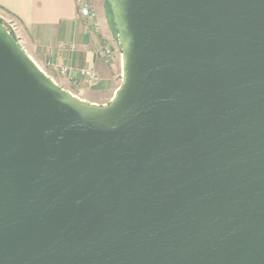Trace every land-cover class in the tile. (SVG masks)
<instances>
[{"label":"water","instance_id":"1","mask_svg":"<svg viewBox=\"0 0 264 264\" xmlns=\"http://www.w3.org/2000/svg\"><path fill=\"white\" fill-rule=\"evenodd\" d=\"M107 2L104 104L0 22V264H264V0Z\"/></svg>","mask_w":264,"mask_h":264},{"label":"crops","instance_id":"2","mask_svg":"<svg viewBox=\"0 0 264 264\" xmlns=\"http://www.w3.org/2000/svg\"><path fill=\"white\" fill-rule=\"evenodd\" d=\"M96 2L99 30L94 29L89 20L78 16L74 0H0V14L13 21L16 28L47 46L49 61L52 59L48 74L61 87L87 101L104 104L110 102L122 82H118L120 72L115 28L104 1ZM108 48L110 53L107 52ZM61 64L74 69L93 70L98 80L90 85L85 77L76 72V82H72L68 76L60 73ZM92 88H99L102 94H108V99H87L76 91H90Z\"/></svg>","mask_w":264,"mask_h":264},{"label":"rangeland","instance_id":"3","mask_svg":"<svg viewBox=\"0 0 264 264\" xmlns=\"http://www.w3.org/2000/svg\"><path fill=\"white\" fill-rule=\"evenodd\" d=\"M94 4H95V8H96V4H98V2H96L97 0H93ZM104 1V6L106 8V10L109 11L110 13V17L113 23V26L115 28L114 22H113V18H112V13L110 10V7L108 5L107 0H103ZM0 22L1 24L8 30L11 31V33H13V35L16 37V39L19 41V43L21 44V46L26 50V52L42 67V69L44 71H46L47 73L50 72V68L52 67V59L49 61V53L47 50V46L40 44L36 39L30 37L28 34H26L24 31L18 29V28H14V25H11L7 19L5 17H3L0 14ZM116 32V29H115ZM116 39L118 42V36H117V32H116ZM117 50H118V55H119V72H120V78L118 80L119 83L122 82L121 80V49H120V45L119 43H117ZM46 59V62H45ZM51 62V63H50ZM58 80H60V82L62 83V85H65V83L57 76V74H53ZM77 93H79V95H81L82 97H85L87 99H96V100H101L104 101L106 98V95L108 94H102V92H100L99 88H92L89 90L86 89H82V90H78L76 89Z\"/></svg>","mask_w":264,"mask_h":264},{"label":"built area","instance_id":"4","mask_svg":"<svg viewBox=\"0 0 264 264\" xmlns=\"http://www.w3.org/2000/svg\"><path fill=\"white\" fill-rule=\"evenodd\" d=\"M76 11L78 16L85 18L89 20L94 27V29L99 30L100 24L98 22V14L94 5L93 0H74ZM11 25H14V28H16V24L11 21L7 20ZM11 33V31H9ZM107 52L110 53V48L107 49ZM60 73L64 76H68L70 81L76 82V79L74 78V73H79L81 76L85 77L88 84L93 85L98 80L97 74L90 69H74L72 66H69L67 64H61L60 65Z\"/></svg>","mask_w":264,"mask_h":264},{"label":"trees","instance_id":"5","mask_svg":"<svg viewBox=\"0 0 264 264\" xmlns=\"http://www.w3.org/2000/svg\"><path fill=\"white\" fill-rule=\"evenodd\" d=\"M108 5H109V3H108ZM109 7H110V5H109ZM110 10H111V7H110ZM111 13H112V11H111ZM112 18H113V15H112ZM115 25V24H114ZM115 29H116V26H115ZM116 32H117V30H116ZM12 34V36L14 37V38H16L14 35H13V33H11ZM117 36H118V32H117Z\"/></svg>","mask_w":264,"mask_h":264}]
</instances>
